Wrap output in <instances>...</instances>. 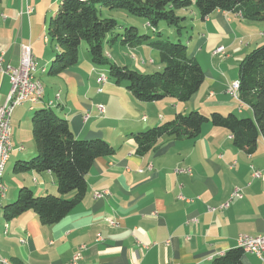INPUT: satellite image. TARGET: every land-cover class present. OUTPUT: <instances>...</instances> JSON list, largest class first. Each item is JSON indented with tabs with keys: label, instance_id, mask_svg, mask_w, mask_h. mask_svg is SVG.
Masks as SVG:
<instances>
[{
	"label": "crops",
	"instance_id": "1",
	"mask_svg": "<svg viewBox=\"0 0 264 264\" xmlns=\"http://www.w3.org/2000/svg\"><path fill=\"white\" fill-rule=\"evenodd\" d=\"M39 1L31 6V16L21 0H7L6 6L0 3V53L5 54L6 63L18 67L24 46L32 48L38 64L48 61L41 71L48 75L45 84L37 73L44 87L41 104L31 111V104L25 103L12 116L13 151L2 179L6 194L0 197V257L11 264H70L78 254V264H210L238 248L241 235L264 234V179L253 176L255 170H264L263 137L257 151L248 155L233 146L228 130L207 124L199 138H163L156 150L143 157L136 154L130 137L179 113L246 112L253 118L251 108L227 90L238 79L244 57L264 44V23L221 10L201 20L193 9L194 26L186 44L205 73L203 85L186 103L171 98L143 103L126 84L109 78L104 85L98 84L105 72L96 68L85 49L78 65L50 76L47 66L58 49L47 36L46 23L55 6H39ZM220 47L225 48L223 54L216 53ZM142 51L153 61L152 70L163 69L154 59H159L157 51ZM10 88L9 77L0 74V106ZM51 102L77 138L103 139L116 154L95 161L87 175L84 200L59 223L44 226L33 211L7 221L4 207L16 200L21 188L28 187L36 196L58 195L53 173H14L16 163L38 152L27 111L35 113ZM98 105L104 106V114ZM177 169H190L192 174L176 173ZM105 191L104 198H95L96 192ZM235 192L240 196H234ZM109 220L118 226H111ZM243 264L264 261L246 252Z\"/></svg>",
	"mask_w": 264,
	"mask_h": 264
},
{
	"label": "trees",
	"instance_id": "2",
	"mask_svg": "<svg viewBox=\"0 0 264 264\" xmlns=\"http://www.w3.org/2000/svg\"><path fill=\"white\" fill-rule=\"evenodd\" d=\"M1 3V0H0ZM196 5L200 19L205 20L221 10L241 13L242 18L264 23V0H62L50 18L48 37L58 53L48 74L57 77L79 64L80 48L85 42L95 66H108L110 79L126 84L140 102L154 103L166 98L186 103L200 90L205 73L190 54L186 43L164 39L157 27L166 23L181 35L187 17L179 12ZM124 11L131 17L143 19L155 32L154 38L141 35L134 26L125 28L114 18L100 16ZM120 43L136 49L148 46L157 51L163 70L151 74L134 71L127 66L111 63L105 54V44ZM239 101L248 105L253 118H242L234 113L214 112L209 116L198 111L177 114L172 120L130 137L136 145V154L143 157L158 148L163 138L195 140L207 124L228 130L233 146L253 155L261 137L264 139V44L248 53L239 65ZM32 133L37 156L20 161L15 174L53 173L57 178L58 195L36 196L28 187L19 190L14 202L4 207L7 221L33 211L44 226L62 221L85 198L87 175L99 158L112 157L115 148L103 139L83 140L76 137L69 122L52 107L36 110L32 118ZM73 194L71 198H65ZM246 251L241 247L230 249L210 264H243Z\"/></svg>",
	"mask_w": 264,
	"mask_h": 264
},
{
	"label": "built area",
	"instance_id": "3",
	"mask_svg": "<svg viewBox=\"0 0 264 264\" xmlns=\"http://www.w3.org/2000/svg\"><path fill=\"white\" fill-rule=\"evenodd\" d=\"M23 6H25L26 14L31 16L33 14V8L28 3V0H22ZM242 18L241 13H237ZM225 52L224 47H220L216 50V53L223 54ZM145 64V62H142ZM153 63V61H151ZM39 71V64L33 56L32 48L30 46H24L22 49V55L18 67H13L6 63L5 54L0 53V74L7 75L10 79V92L6 98L5 103L0 106V197H4L6 194V188L2 183L5 169L11 159L13 151L12 146V116L16 108L24 105L25 103L31 104V111L34 110V106L41 104L44 97V87L41 81L37 77ZM108 81V77L105 73L100 74L97 80L98 84L104 85ZM240 82L235 80L231 82L228 87V93L236 100L239 101ZM54 104L50 103V107ZM97 109L100 114L105 113L103 105H98ZM20 149H23L21 147ZM186 172L192 174L190 169L180 170L177 169L176 173ZM255 178L264 179V170L253 172ZM108 195V192H96L95 198L101 199ZM234 196H240L238 192L233 194ZM184 199L183 197H180ZM111 226H118L115 221L109 220ZM239 247L244 249L248 253L256 255L260 260L264 261V234L259 236H246L241 235L238 238ZM147 248V247H144ZM80 259L79 254L76 255L70 264H78ZM1 264H11L7 259L0 257Z\"/></svg>",
	"mask_w": 264,
	"mask_h": 264
},
{
	"label": "rangeland",
	"instance_id": "4",
	"mask_svg": "<svg viewBox=\"0 0 264 264\" xmlns=\"http://www.w3.org/2000/svg\"><path fill=\"white\" fill-rule=\"evenodd\" d=\"M6 1L7 0H1L2 6H6ZM193 1L195 2V0H193ZM61 2H62V0H40L39 2H37V5H39V6H55V10L53 11V13L55 14L57 11L56 9L61 4ZM21 3L23 4L22 0H21ZM28 3L31 6H36L35 0H28ZM193 9L197 10L195 4L189 10L179 12V15H183V14L187 13V21L183 25L185 29L182 30L181 35H179L173 28L169 27L166 23H161L156 28L157 32L161 33L164 39H168L172 42L181 41L182 43H186L187 41H189L190 37L192 36L191 32L193 29L192 27L194 26V23H193L194 16L191 13V11ZM104 12H108V11L105 10ZM113 14H115L117 21L123 27L121 30L118 31L119 34H123L125 32L124 31L125 28H130L131 26H134L138 29V31L141 35H149L153 38L156 35L155 32H153V29L151 27H148L147 23L143 19L131 17L127 13H125L124 11L115 12ZM51 15H49V18H48L47 23H46L47 36H48V26H49L50 18L52 17ZM100 16L102 18L107 17L105 15V13H102V12L100 13ZM84 49L87 51V54H89L88 49H87V44L85 42L81 45L80 53ZM143 49L151 50V48H149V47H142V49L141 48L130 49V48L122 46L120 43H117L116 45H113V46L105 44V54L111 63H115L117 65L120 64L119 66H127L129 68L131 67L132 70L138 71L140 73L142 72V69L144 71L142 73H145V74L154 73L155 71L152 69H154L155 67H153V64H150L151 58L147 54L143 53V51H142ZM154 56H156V55H154ZM154 59H155L157 65L161 64L160 63L161 61H159L160 57H159V59H158V57H154ZM143 61L146 64H143L142 63ZM46 62H48V61H46ZM46 62L39 64L40 69L38 71V76L43 77L42 81L44 84H45V81L43 80V79H45L44 76H48V75L47 74L42 75L41 71H42V67L46 64ZM141 65L145 66V67L141 68L140 67ZM51 66H52V63L48 64L47 69L49 70L51 68ZM96 68L103 70L105 72V74L107 75V77L110 79L108 66H101V67L96 66ZM156 72H158V71H156ZM27 113H28V115H27L28 118H30L28 121V124H30V123H32V118L34 116V113L29 112V111H27ZM237 115L239 117H242V118H248L246 112L243 115H240V114H237ZM31 132H32V126H31ZM32 136H33V133H32ZM31 159H33V158H30L27 160H31Z\"/></svg>",
	"mask_w": 264,
	"mask_h": 264
}]
</instances>
